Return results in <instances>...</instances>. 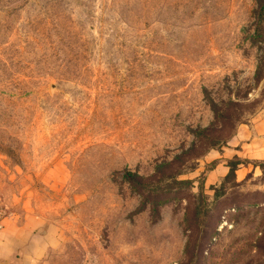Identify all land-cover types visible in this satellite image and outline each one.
I'll return each mask as SVG.
<instances>
[{"label":"rangeland","instance_id":"1","mask_svg":"<svg viewBox=\"0 0 264 264\" xmlns=\"http://www.w3.org/2000/svg\"><path fill=\"white\" fill-rule=\"evenodd\" d=\"M263 112L264 0H0V223L57 232L21 264H264Z\"/></svg>","mask_w":264,"mask_h":264},{"label":"crops","instance_id":"2","mask_svg":"<svg viewBox=\"0 0 264 264\" xmlns=\"http://www.w3.org/2000/svg\"><path fill=\"white\" fill-rule=\"evenodd\" d=\"M229 143L236 148L229 155H235L237 151L236 155L264 160V112L250 124L239 128ZM224 164L219 163L205 173L204 182L207 185L225 175L228 168ZM248 170L246 168L243 173ZM239 171L235 167L234 172ZM0 224V264L36 262L55 241L54 234L57 233L56 228L46 224L39 215L28 212L21 218L5 217Z\"/></svg>","mask_w":264,"mask_h":264},{"label":"trees","instance_id":"3","mask_svg":"<svg viewBox=\"0 0 264 264\" xmlns=\"http://www.w3.org/2000/svg\"><path fill=\"white\" fill-rule=\"evenodd\" d=\"M231 170H233L232 166L230 168V171ZM125 176H126V179L129 181V183L132 185V187L135 188V189L137 187L136 186V183H137L136 178L139 181V183H141V177H139L138 175H136V174H134L132 172H126Z\"/></svg>","mask_w":264,"mask_h":264}]
</instances>
